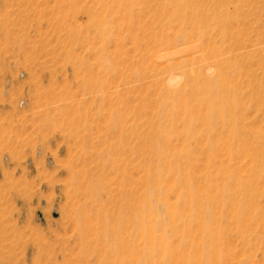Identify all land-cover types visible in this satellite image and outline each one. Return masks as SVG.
Here are the masks:
<instances>
[{"label":"rangeland","instance_id":"rangeland-1","mask_svg":"<svg viewBox=\"0 0 264 264\" xmlns=\"http://www.w3.org/2000/svg\"><path fill=\"white\" fill-rule=\"evenodd\" d=\"M172 1L0 0V264H116L96 235L114 224L128 238L131 212L137 264H264V183L245 215L231 206L264 161V0H227L245 41L224 71L236 100L217 103L233 112L213 133L228 150L208 149L200 121L188 123L183 105L204 111L201 91L165 88L171 69L175 81L185 70L170 65L183 58L180 28L205 60L235 38L215 25L216 0L182 3L209 24L199 34Z\"/></svg>","mask_w":264,"mask_h":264},{"label":"bare ground","instance_id":"bare-ground-1","mask_svg":"<svg viewBox=\"0 0 264 264\" xmlns=\"http://www.w3.org/2000/svg\"><path fill=\"white\" fill-rule=\"evenodd\" d=\"M189 1V0H188ZM243 2H245V0H242ZM184 2V0H175V1H172L173 5L176 7V10H178L182 3ZM187 2V1H186ZM214 3V2H213ZM212 3V4H213ZM246 4V3H245ZM185 6V7H183ZM231 5H228L227 3V0H216L215 2V8L213 10V19L215 20V25L218 26V28L220 29V34L223 33V35L226 36V39H228L227 36H229L230 38L231 37H234L235 39H232L233 42H231L232 44L234 43V46L232 48H230L227 44V47L229 49H226V47H221L222 44H221V48H215V47H212L210 48L209 44L207 43L208 45V48H210V54H207L209 56V58L207 60L204 59V57L202 56V51H201V43L194 41V40H190V36L193 34V31L192 29L191 32L192 34H190V38L187 39V35L188 34L186 32L183 33L185 31H181L182 33H180L179 31L182 30L180 28V30L177 32V35H176V38H175V43L178 47V53L182 55L183 58H176V60H171L172 62L170 63V65L173 66V70L174 68H177V67H180L181 69H185L184 71H182V73L179 75V79L177 81H175L173 78H171V70L170 72L167 74V85H166V88H165V94L167 96L169 95H173V93L176 91L177 89V86H178V82L180 83H183V82H187L186 84L181 85L183 87H185V85H189L190 89L191 88H194V93L201 91L203 93V99H201L202 103L205 104V110L204 111H200L199 110H196L193 111L189 108L187 109V105L184 104L183 105V110H187L189 112V116H188V123H191L192 120L196 119V120H199L200 123H201V130H200V135L201 136H204V138L207 137V148L208 149H212V150H216L217 148L220 147V145L223 147L224 142L227 144L226 148L228 147V143H229V149H230V142H226V141H223L222 139V136L223 134H213L215 132V129H216V120L217 119H221V126H224L225 124L226 125H229L231 123V120H232V116H233V112L232 111H228V109L226 110L228 106L226 107H223V105H220V106H217V103L218 101H225L226 103H230L231 104V101H233L235 98L231 97L228 93V90H227V87H228V80H227V76H225V72H227V65H230L232 62H235L236 61V57H238L240 54H242L243 52L239 49H243L242 47V44L244 43L245 45V41H241L240 38H236L237 37V34L236 37L233 35V31L231 32V29L229 27H231V23L237 21V17L233 15L232 13V8H230ZM179 7V8H178ZM178 8V9H177ZM184 8L188 9V11H190V13L192 12L191 16L189 15V20L190 22L195 20L196 21V18H194V16L196 15V9H198L197 7L194 8V6L191 4V5H188L187 4L185 5V3L182 5V9L185 10ZM181 9V10H182ZM237 9V8H236ZM179 10V11H181ZM200 11V10H199ZM186 12V11H185ZM203 12V10H202ZM198 13V11H197ZM204 13V12H203ZM202 13V14H203ZM206 14V13H205ZM238 14V13H237ZM188 15V12L185 13L184 16ZM201 15V14H200ZM183 17V16H182ZM187 18L188 20V17L186 16L185 19ZM193 18V20H191ZM203 18V17H202ZM206 18V16H205ZM205 20V19H204ZM213 20V21H214ZM199 21V20H198ZM198 27L196 28V32L199 34L200 33V30H202L204 28V23L200 22L202 21L200 19V21L198 22ZM207 20H205V23H206ZM212 21V20H211ZM210 21V22H211ZM196 22L193 23L192 27L194 26V24H196ZM212 23V22H211ZM237 23V22H236ZM207 24L206 23V28L208 29L209 26L207 27ZM241 24H244V22H241ZM171 25V24H170ZM209 25V24H208ZM202 26V27H201ZM213 26V25H212ZM166 27V26H165ZM191 27V26H190ZM191 27V28H192ZM196 27V26H195ZM216 27V26H215ZM186 28V27H185ZM205 28V29H206ZM211 28L213 27H210V32L212 31ZM217 28V29H218ZM263 28H264V19H263ZM189 29V28H188ZM206 29V30H207ZM161 30V29H160ZM189 30V31H190ZM194 32H195V28H193ZM204 30V29H203ZM205 30V32H207ZM209 30V29H208ZM216 31V29H215ZM238 31V30H237ZM158 32V31H157ZM204 32V31H203ZM209 32V33H210ZM202 33V31H201ZM208 33V34H209ZM216 33V32H215ZM218 33V32H217ZM232 33V34H231ZM164 34V33H163ZM197 34V35H198ZM206 35L205 36H208L207 33H205ZM240 34V33H239ZM264 34V33H263ZM196 35V36H197ZM213 35V34H212ZM242 35H243V32H242ZM195 36V34L193 35ZM200 36V35H199ZM204 36V37H205ZM211 36V35H210ZM186 37V39H185ZM197 38V37H196ZM203 38V37H202ZM207 38V37H206ZM205 38V39H206ZM210 38V37H208ZM216 38V37H215ZM225 38V37H224ZM263 38V41H264V36L262 37ZM204 39V40H205ZM243 39V38H241ZM159 40V39H158ZM170 40V39H169ZM231 40V39H230ZM201 41V40H200ZM229 41V39H228ZM227 40H225V43L228 42ZM204 42V41H203ZM214 42V41H213ZM222 42V41H221ZM230 42V41H229ZM159 43V42H158ZM230 43V44H231ZM264 43V42H263ZM215 45V44H214ZM206 45L204 44V46L202 47H205ZM212 46V45H211ZM242 47V48H241ZM166 49V47H165ZM206 49V47H205ZM157 50V49H156ZM155 50V51H156ZM230 50V52H229ZM262 50V54H263V62H262V66L264 67V46H263V49ZM149 51V50H148ZM154 51V53H155ZM242 52V53H240ZM208 53V52H207ZM244 54V53H243ZM256 55V54H255ZM258 56V55H257ZM256 56V57H257ZM255 58V57H254ZM258 58V57H257ZM261 58V57H260ZM239 61H240V58H239ZM259 61V60H258ZM241 63V62H240ZM171 66V68H172ZM244 66H246L244 64ZM240 67V65H239ZM237 68V69H240V68ZM262 67V69H264ZM190 70V72H189ZM240 71V70H239ZM264 71V70H263ZM227 74V73H226ZM157 75V74H156ZM264 77V76H263ZM180 85V84H179ZM264 85V83H263ZM182 90V89H180ZM263 90H264V87H263ZM180 92V91H179ZM200 92V93H201ZM176 93V92H175ZM165 95V96H166ZM182 96V95H181ZM239 96V95H238ZM243 96V95H242ZM170 97V96H169ZM168 97V99H169ZM179 97V96H178ZM176 97V100L177 98ZM196 97V96H195ZM201 97V96H200ZM180 98V97H179ZM264 99V98H263ZM179 100V99H178ZM236 100V99H235ZM180 101V100H179ZM238 102V101H236ZM177 103V102H175ZM200 103V102H199ZM240 103V102H239ZM180 104V103H179ZM264 104V101L263 103ZM193 106V105H192ZM194 107V106H193ZM263 107V106H262ZM178 108V107H177ZM264 109V108H263ZM175 110V109H174ZM186 112V111H185ZM184 113V111H183ZM171 114V113H170ZM180 115V114H179ZM165 118H167L165 116ZM171 118V117H170ZM174 118V117H173ZM172 118V120H173ZM175 119V118H174ZM171 120V122H172ZM174 121V120H173ZM176 121V120H175ZM185 124V123H184ZM172 126V125H171ZM158 131V130H157ZM158 134V133H157ZM227 135V134H226ZM106 138V137H105ZM213 138V139H212ZM226 138V137H225ZM201 143V142H200ZM190 145V144H189ZM239 145L241 147V143L239 142ZM116 146V145H115ZM224 146V147H225ZM243 146V145H242ZM154 148V147H153ZM227 148V150H228ZM156 149V147H155ZM178 149V147H177ZM235 149L233 146H232V150ZM161 151V149H160ZM158 152V151H157ZM234 152V151H233ZM244 152V151H243ZM249 152V151H248ZM162 153V152H161ZM231 153V151H230ZM229 153V154H230ZM249 156V155H248ZM246 158V157H245ZM259 158V157H258ZM253 162V161H252ZM131 164H132V161H131ZM263 164V166H261ZM261 165H257V166H260L259 168L262 170H260V173L262 174H257L254 176V178L250 179V180H247V181H243L241 183V185L239 186V191L237 189V192L235 193V196H233V200L231 201H234L232 203V208L236 211V213L240 212V213H244L243 215H245V213L250 210L252 207H253V204L255 202V199L260 195V192H261V183H264V174L262 173L263 170H264V161ZM130 165V163H129ZM134 165V164H133ZM254 165V164H253ZM216 167V166H215ZM128 168V167H127ZM258 168V167H257ZM129 169V168H128ZM130 171V170H128ZM117 172V171H116ZM125 172V170H124ZM213 174V173H212ZM250 176V175H249ZM152 177V176H151ZM158 178V176H157ZM172 178V177H171ZM219 179V178H218ZM263 179V180H262ZM124 181V179H123ZM153 181V180H152ZM167 181V180H166ZM214 181V180H213ZM135 182V180H134ZM161 182V180H160ZM216 182V181H215ZM128 183V182H127ZM168 184V183H167ZM201 184V183H200ZM120 185V183H119ZM124 185V184H123ZM131 185V183H130ZM152 185V184H151ZM161 185V184H160ZM127 186V184H126ZM150 187V186H149ZM152 187V186H151ZM150 187V188H151ZM154 187V186H153ZM200 187V186H199ZM120 188V187H119ZM110 189V188H109ZM160 189V188H159ZM191 190H192V182L190 180V178L188 177V179L186 180V187H185V195H184V199L187 201V203H190L191 202ZM221 190V187L219 189V191ZM230 190V189H229ZM126 192H124V196H125V200H127L129 202V209L131 208L132 209V203L131 202H134V190L132 189H128V190H125ZM147 191V190H146ZM153 191V190H152ZM158 192V191H157ZM147 194H149L147 192ZM119 195L121 196V194L119 193ZM146 195V194H145ZM158 195V194H157ZM120 196L118 198H120ZM151 196V195H150ZM155 196V195H154ZM159 196V195H158ZM149 197V196H148ZM146 197V198H148ZM121 198H123L121 196ZM153 198V197H152ZM151 198V199H152ZM231 198V197H230ZM144 199V198H143ZM150 199V198H149ZM154 199V198H153ZM219 199V198H218ZM158 200V199H157ZM145 201V199L143 200ZM152 201V200H150ZM115 202V201H114ZM146 202V201H145ZM109 203V202H108ZM147 203H148V200H147ZM151 203V202H150ZM148 203L149 205H147V211H150V209H152V205ZM213 203V202H212ZM220 203V202H219ZM256 203V202H255ZM221 204V203H220ZM160 205V204H159ZM214 205V204H212ZM245 205V206H244ZM255 205V204H254ZM134 206V205H133ZM158 207V204L156 205ZM230 206V205H229ZM121 207V206H120ZM140 207V206H139ZM170 207V206H169ZM217 207V206H215ZM162 208V206H161ZM214 207L212 206V209ZM231 208V207H230ZM137 209V208H136ZM163 209V208H162ZM165 209H167L165 207ZM135 210V209H134ZM138 210V209H137ZM164 210V209H163ZM169 210V209H168ZM152 211V210H151ZM150 211V212H151ZM140 212V210H139ZM144 211H142L141 214H143ZM149 212V213H150ZM169 213L171 212L170 210L168 211ZM207 212L209 214V216H211V203L210 205H208V208H207ZM232 212V210H231ZM148 215L149 213L146 212ZM157 213V212H156ZM151 214H155V213H151ZM131 228H127L129 229L128 230V238L125 236V234L123 233V235L120 233L121 231L120 230H126V226H124L122 223V228H119V227H114V224H113V227H111L108 231H105V232H99L97 233L96 237L99 239L101 238L102 240L104 241H107L108 242V249H109V252L113 254V256L115 257V262L116 264H137L136 262V251H135V243H134V238L136 239L135 235H136V230L138 228V224H137V221H138V218L136 216V212H131ZM150 216V215H149ZM148 216V217H149ZM155 216V215H154ZM170 216V214H169ZM143 218V215L141 216ZM121 218V217H120ZM243 218V217H242ZM141 219V218H140ZM122 220V219H121ZM147 220V219H146ZM153 220V219H152ZM142 221V219L140 220ZM127 222V221H126ZM153 222V221H152ZM215 222V221H214ZM139 223V222H138ZM153 224V223H152ZM139 225L143 226V228H146V224L145 222H140ZM154 225V224H153ZM153 228V227H152ZM98 229V228H97ZM193 230V229H192ZM93 231V230H92ZM103 231V230H102ZM98 232V231H97ZM155 232V231H154ZM139 235V234H138ZM190 237V236H189ZM148 238H151L150 236ZM199 238V237H198ZM165 240V239H164ZM100 241V240H99ZM136 241V240H135ZM155 239H153L151 241V247H153L152 249H155L154 248V245L156 243ZM166 241V240H165ZM146 243V242H145ZM159 243V242H158ZM157 243V244H158ZM161 245V244H160ZM173 245V244H172ZM137 246V245H136ZM164 246V244L162 245ZM156 247V245H155ZM161 247V246H160ZM163 247H161V250L163 251L164 249H162ZM215 255V254H214ZM154 256V255H153ZM114 259V258H113Z\"/></svg>","mask_w":264,"mask_h":264}]
</instances>
